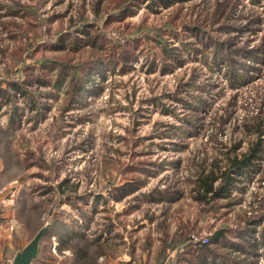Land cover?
Returning <instances> with one entry per match:
<instances>
[{
	"label": "rangeland",
	"instance_id": "374dc122",
	"mask_svg": "<svg viewBox=\"0 0 264 264\" xmlns=\"http://www.w3.org/2000/svg\"><path fill=\"white\" fill-rule=\"evenodd\" d=\"M100 1H103L101 5ZM217 1L223 0H185L180 18L178 2L165 7L160 0H127L125 5L133 4V14L105 25L107 16L116 15L121 9H115V3L110 0H0L2 88L6 87L5 81H22L25 66L57 60L55 51L36 53L34 47L39 43H56L65 32L76 34L85 25H94L93 33L97 31L121 48L135 47L141 42L130 70L122 73L119 67L104 66L101 73L92 76L82 109L63 113L61 94L58 100L46 101L50 110L45 112V118L33 119L35 112L29 113L19 97L17 105L25 112L19 116V124L11 127L14 104L3 106L0 197L15 215L5 224L8 233L13 236L11 229L23 223L18 230L28 229L31 236L46 226L54 234L53 224L64 223L84 230L90 240L103 232L111 245L119 243L121 236L128 243L127 236L131 235L139 241L134 264H151L147 255L153 258L152 247L146 244V237L152 238L154 250L159 246L157 239L167 228L170 236H176L186 227L191 235L188 240L178 243L175 250L167 246L164 264H175L185 244L202 245L193 243V236L211 240L219 228H227L230 235H235L245 219L264 213V182L260 174L251 181L242 179L245 191L234 194L242 201L232 210L223 208L220 213L205 212L212 208L196 202L189 191L187 178L193 179L199 163L206 156L213 159L228 151L244 138L243 121L263 108L264 59L256 58L255 49L264 47V0H236V9L227 24L242 28L239 33L228 34L219 25L207 22L204 26L197 21L206 15L209 19ZM31 15L38 27L27 38L20 39L13 33L14 25L24 24ZM175 17H178L176 21ZM186 25L190 28L201 25L200 29L209 35L201 36L198 31L191 34L181 28ZM207 36L228 45V50H220L221 59L215 58L214 48L207 51L203 48ZM18 45L26 48L22 58L13 60L7 52L4 59L5 48ZM165 47L179 55L183 64L164 74L159 69L152 72L150 62ZM184 47L188 50H183ZM193 47H197L198 54H194ZM245 50L252 53L247 57ZM236 75H241L242 80ZM189 84L191 87H187ZM37 87L30 89L38 101H44L40 92H46ZM185 102L197 105L196 111ZM227 114L231 117L227 123L222 122ZM183 121L193 122L196 129L185 142H180L173 132L176 127L184 126ZM179 144L184 145L182 150L177 149ZM131 151L140 153V159L147 157L151 163L159 161L164 166L151 167V173H155L146 178L140 191L118 198L110 191L112 180L118 186L126 180L120 174L123 165L117 161L136 163L138 156L132 160ZM177 159L181 161L179 174L175 176L174 168H169L167 163ZM64 181L65 195H62L59 186ZM170 189L182 193L178 202L164 199L158 203L139 202L140 195L163 191L162 194L166 190L174 193ZM67 196L74 205L69 204ZM196 224L198 233L191 230ZM110 225L114 228L111 234L105 231ZM58 238L57 235L47 241L44 238V255L49 259L54 254L62 263L65 252H69L60 251ZM52 243L51 254L48 248ZM259 253L257 264H264L262 247ZM104 262L102 258L98 264Z\"/></svg>",
	"mask_w": 264,
	"mask_h": 264
},
{
	"label": "trees",
	"instance_id": "16d2710c",
	"mask_svg": "<svg viewBox=\"0 0 264 264\" xmlns=\"http://www.w3.org/2000/svg\"><path fill=\"white\" fill-rule=\"evenodd\" d=\"M126 1L127 0H110V2L115 3V9H121L118 14L107 16L104 22L105 25H108L112 21L125 20L129 15L133 14V4L132 6L131 4L125 5ZM184 1L185 0H160L165 7L178 2L179 8L177 9L180 18H182V3ZM102 2L103 1H100L99 4L101 5ZM215 4V10L209 15V19L207 17L208 15H206L197 21L204 26H207V22L214 26L219 25L221 26L220 30L226 31L225 33L227 34L232 31L239 33L242 27H237L234 24H227L229 20L228 17L232 16L236 9V0L217 1ZM177 19L178 17H175L174 21ZM201 25L192 28L186 25L181 28H185V30L191 34H193L194 31H198L201 36L206 34L209 35L205 30L202 29V31L200 29L202 28ZM14 26L16 29L14 28L13 33L22 39L27 38L30 32L35 31L38 24L35 21L34 15H31L28 20L26 19L24 24H16ZM94 27L95 26L91 24L85 25V27L76 34L69 31L65 32L59 37L56 43L52 42L47 45L39 43L38 47H34L36 53L39 50L43 52L45 50H52L56 52L57 60L50 64L40 63V66L36 64L27 65L24 68L25 77L22 81H5L6 87H0V112L4 105H8L10 102L14 104V108L10 115L11 127L17 122L19 124V116L21 117L25 112L24 109H20L19 105H17V98L19 97L23 103L26 104L29 113L35 112V115L31 117L33 119L45 118V112L50 110L46 101L52 99L58 100L61 94L63 95L61 109L63 113H68L85 107V95L88 92L87 86L88 84L92 86V76L95 73H101L104 66L110 68L119 67L122 73L131 69L130 63L137 60L136 51L139 50L141 42L138 41L135 47H128V45H126L121 48L117 45H113L97 31L93 33ZM199 35H197L198 39ZM202 45L206 51L210 48H214V56L216 59H221L219 55L220 50L229 49L228 45L225 43L214 42L211 36H207L202 42ZM32 48L33 47H29V49ZM25 50L26 48L21 45L12 49L6 47L4 59L7 57V52L8 58L10 57L14 60L19 56L18 59H21ZM183 50H188V47H184ZM193 50L195 51L194 54L199 53L197 47H193ZM200 51L202 52V50ZM251 53V51L245 50L246 56ZM255 53L257 55L256 58L263 57L261 60L264 59V47L255 49ZM196 58L197 57H195V59ZM180 59L179 55L168 49V47H165L162 49L161 54L154 55L153 60L149 64V70L154 72L159 69L162 74L171 72L175 67H179L183 64V60ZM236 77L239 81L242 80L241 75H236ZM248 78L250 80V77ZM33 86L44 88V92L46 93H43V91L40 92L42 93V99H44V101H38L34 97L33 91L30 89V87ZM187 87H191V85L189 84ZM185 104L193 111H196L198 107L188 102H185ZM230 117L229 114L223 116L222 122L227 123ZM190 118L196 120L194 117ZM183 125L184 126L176 127L173 132L180 142H185L186 137L193 135L196 129L194 123L191 121H183ZM242 128L245 139H240L238 142L234 143L231 149L224 153H219V155L213 157V159L206 156L203 161L199 163L198 171H196V175L193 179L187 178L190 185L189 191L191 195H193L194 200L212 208L205 209V212L220 213L223 208H230V210H232L235 205L239 204L242 199L239 195L238 197L234 194H237L235 192L242 194L245 191L242 186V179L251 181L256 174H260V179L264 182V99L263 108L257 112H253L251 116L245 118ZM183 148L184 145H177L178 150H182ZM131 155L132 160H134L135 156H138L136 163L125 164L119 160L117 161L123 165L120 169V174H122V177L126 180L124 184L119 186L112 180L113 183H111L110 191L114 196H119L118 198L129 196L140 191L146 183V178L155 173L154 171L151 173V170L163 168L164 166L162 163H159V161H152L151 163L147 157L140 159V153H136L135 151L133 153L131 151ZM145 155L147 154L143 156ZM210 159L211 161L208 162ZM180 161V159H177L175 161H168L167 163L169 168H174L173 174L175 176L179 174ZM35 164L40 165L39 162ZM64 184H66V181L62 182L59 186V193H62V195H65V191L62 189ZM51 190L52 189H50V191ZM170 191L174 193H170L166 190V193L162 194L161 192L163 191L156 192L157 194L154 193L153 195H140L138 199H140L139 202L150 203L162 202L161 200L163 199L166 202H178L182 193H179L176 189H173V191L170 189ZM258 196L257 201L259 200ZM67 197L69 204L71 206L74 205L72 199H70L69 196ZM98 198H96V200H98ZM56 221L58 220L56 219L54 223ZM166 221L167 218L165 219V223ZM76 228L77 226H66L64 223L53 224L51 230H55L54 234H50L49 232L46 235L48 238H46V236L44 238L47 241L52 235H57L59 237L58 240H60L58 245L60 251L64 252L66 250H71L74 253L77 264H98V258L101 256H112L116 258L119 250L117 247L119 246L128 249L131 260L137 257L136 255L138 253L136 252H138L139 241L131 235L130 238L128 237V243L123 240L124 237L121 236V241L119 243L111 245L108 242V235L103 232L96 238L90 240L84 230L81 231ZM113 229V225H110L105 231L111 234ZM191 230L194 231V233H198L200 229L197 228L196 224ZM103 236H105V240H103ZM190 236V231L189 229L186 231V227L185 230L176 236H170L167 228L164 235L162 233L161 237L157 239L159 241V246L154 250L153 240L150 236H147L146 244H148L150 249L152 247L153 255V258L151 255H147L148 261L150 262V260H152V264H164L167 246H169L171 250H175L178 243L186 239L188 240ZM44 238L43 243L45 241ZM261 247L264 250V213L256 217L245 219L244 223L242 222L236 229L235 235H230L227 228H219L207 245L193 246L191 244H185L183 249L178 253L175 264H257V258L260 254L259 249ZM45 248L46 246L44 245L42 247V256L44 255ZM233 253H236L235 257H232ZM150 257L152 259H150Z\"/></svg>",
	"mask_w": 264,
	"mask_h": 264
},
{
	"label": "crops",
	"instance_id": "0c3cea01",
	"mask_svg": "<svg viewBox=\"0 0 264 264\" xmlns=\"http://www.w3.org/2000/svg\"><path fill=\"white\" fill-rule=\"evenodd\" d=\"M2 203L3 200L0 197V264H11V263L13 264L16 256L21 251H23V249L31 242V240L35 237V235L44 227L38 229V232L34 233L33 236H31V234L28 233L29 232L28 229L26 230L23 229L21 231L18 230L24 226L22 223L21 227H16L14 230L11 229V231H13V236H12V233H8L6 231L5 224H7V221H9V219H11L12 221V218H14L15 215L12 213V211H9L7 209L6 203H3L4 205H2ZM19 211L20 209L18 210V212L16 211L18 215H19ZM123 240L126 241L125 237L123 238ZM127 240H129L128 236H127ZM43 246L44 243L42 240L40 243V252L38 254V257L32 261V264H77L74 253L71 250H66L69 253L65 252L64 261L62 260L61 261L62 263H60L58 259L55 257V255L52 254L53 243L51 244V247L48 248L49 253L51 252L52 255L49 253L48 254L51 255L52 257L47 259L44 255L42 256ZM117 248H119V250H118V256L116 258L112 256H101L98 258V263L100 259L104 258L105 261L104 264H134L136 257L134 260H131V256L130 254H128L129 252L127 248L123 246H119ZM150 263L152 264V260H150Z\"/></svg>",
	"mask_w": 264,
	"mask_h": 264
},
{
	"label": "water",
	"instance_id": "95a60500",
	"mask_svg": "<svg viewBox=\"0 0 264 264\" xmlns=\"http://www.w3.org/2000/svg\"><path fill=\"white\" fill-rule=\"evenodd\" d=\"M49 226L40 230L31 242L14 259L13 264H32V261L38 257L40 252V243L48 234Z\"/></svg>",
	"mask_w": 264,
	"mask_h": 264
},
{
	"label": "built area",
	"instance_id": "2783aa9c",
	"mask_svg": "<svg viewBox=\"0 0 264 264\" xmlns=\"http://www.w3.org/2000/svg\"><path fill=\"white\" fill-rule=\"evenodd\" d=\"M209 240H210V238H208V237L207 238L204 237L202 239H198L195 236L192 237V242L193 243H201L202 245L209 243Z\"/></svg>",
	"mask_w": 264,
	"mask_h": 264
}]
</instances>
